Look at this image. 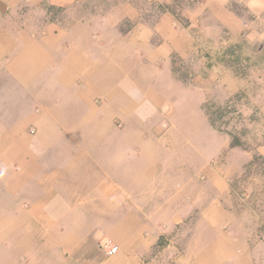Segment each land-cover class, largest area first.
Returning <instances> with one entry per match:
<instances>
[{"label":"crops","instance_id":"crops-1","mask_svg":"<svg viewBox=\"0 0 264 264\" xmlns=\"http://www.w3.org/2000/svg\"><path fill=\"white\" fill-rule=\"evenodd\" d=\"M2 1L0 264H151L160 246L161 264H264V199L234 190L242 165L229 150L217 167L196 147L193 83L208 88L223 67L213 50L212 69L189 83L174 66L214 41L263 39L264 0H235L242 13L231 0L197 2L187 26L167 10L138 20L122 2L108 21L21 16L16 31L1 17L85 0ZM122 18L133 20L125 32ZM256 150L264 160V143ZM103 236L117 253L101 250Z\"/></svg>","mask_w":264,"mask_h":264},{"label":"rangeland","instance_id":"rangeland-1","mask_svg":"<svg viewBox=\"0 0 264 264\" xmlns=\"http://www.w3.org/2000/svg\"><path fill=\"white\" fill-rule=\"evenodd\" d=\"M201 1L203 0H85L75 3L69 11L41 3L40 8L46 10V14H14L11 19L7 17L9 15L7 14V16L1 17V22L16 31L15 25L21 23V16L28 17L31 21L51 19L64 22L79 20L83 17L95 21H108L107 10L111 6L122 2H132V5L138 9L139 15L136 17L138 20L155 22L160 12L167 10L178 23L187 26L189 23L184 18L183 12ZM230 4L231 8L238 13L245 12L241 2L231 0ZM79 6L86 12L79 13L77 10ZM132 25L133 20L122 18L119 21L118 30L125 32ZM101 32L111 33L110 30ZM228 41L220 44L214 41L199 49L195 59L191 60L193 61L192 66L190 61L177 62L176 60L174 66L181 82L189 83L190 80L193 81L192 77L195 73L201 75L212 69V62H207L208 60L204 56H210V51H214L213 55L217 61L214 64L218 63L223 68L215 70L212 85L205 89L202 82L193 83L198 89V95H196L197 106L199 105L197 117L201 122L203 133L196 143L197 151L207 153L209 162L219 167L225 161L226 151L229 150L230 157L228 159L236 160L242 165L239 175L237 174V177L234 176L233 181L231 180L235 187L234 190L237 193L255 191V194L258 191L257 197L262 200L264 199V160L259 157L256 148L264 143V38L251 40L244 35L234 39L230 38ZM194 65L196 66L194 67ZM214 66L216 67V65ZM187 98L190 97L187 96ZM190 99L193 100L191 106L194 108L195 99L192 96ZM205 104L208 105V111L203 108ZM182 111L177 110L179 118L183 115ZM210 111L212 113L221 111L222 115L219 116L216 112L209 114ZM178 120L175 119L174 123ZM163 124H165L164 127H168L166 123ZM177 128L179 126L172 127V130ZM233 140L238 141L240 145L231 146L230 143ZM174 145L185 147V143L182 141H174ZM243 152L249 153L251 158ZM174 163L169 165V171L176 169ZM247 212L250 213V211ZM9 256L6 255L7 258ZM150 261L151 264H161V246L158 248L156 256Z\"/></svg>","mask_w":264,"mask_h":264},{"label":"built area","instance_id":"built-area-1","mask_svg":"<svg viewBox=\"0 0 264 264\" xmlns=\"http://www.w3.org/2000/svg\"><path fill=\"white\" fill-rule=\"evenodd\" d=\"M99 246H100L101 250L106 255H109V256L117 253V251H118V246L108 236L101 237V239L99 240Z\"/></svg>","mask_w":264,"mask_h":264},{"label":"trees","instance_id":"trees-1","mask_svg":"<svg viewBox=\"0 0 264 264\" xmlns=\"http://www.w3.org/2000/svg\"><path fill=\"white\" fill-rule=\"evenodd\" d=\"M207 106H208V105L205 104V105H203V108H205V110L207 109V111H208V107H207ZM215 112L218 113L217 115H219V116L222 115V112H221V111H219V112H218V111H214L213 113H212V111H210V112H208V113H209V114H214ZM214 118H215V117L213 116V119H214ZM230 145H231V146H238V145H240V143H239L238 141H234V140H233V141H231Z\"/></svg>","mask_w":264,"mask_h":264},{"label":"water","instance_id":"water-1","mask_svg":"<svg viewBox=\"0 0 264 264\" xmlns=\"http://www.w3.org/2000/svg\"><path fill=\"white\" fill-rule=\"evenodd\" d=\"M5 10H6V4L2 0H0V12L4 13Z\"/></svg>","mask_w":264,"mask_h":264}]
</instances>
